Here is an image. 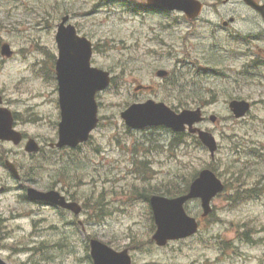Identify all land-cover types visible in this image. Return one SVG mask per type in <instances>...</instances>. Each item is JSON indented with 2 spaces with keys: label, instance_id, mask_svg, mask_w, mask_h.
<instances>
[{
  "label": "rangeland",
  "instance_id": "rangeland-1",
  "mask_svg": "<svg viewBox=\"0 0 264 264\" xmlns=\"http://www.w3.org/2000/svg\"><path fill=\"white\" fill-rule=\"evenodd\" d=\"M205 2L202 19L190 25L177 13L156 17L135 15L119 4L104 8L92 0H0V37H5L14 51L9 61L0 55V85L5 86L6 98L12 102L8 105L19 113L20 123H27L23 129L28 133L48 141L59 121L55 34L63 12H70L81 32L98 45L94 65L114 72L115 78L111 88L98 96L101 121L94 133V149L83 147L80 152L90 171L89 180L94 183L92 186L81 183L79 192L87 195L96 189L88 204L90 212L82 220L92 221L96 214L100 219L96 223L86 222L87 229L71 230L63 228L52 212H36L32 208L31 215L6 223L10 238H5V233L0 236L3 246L0 254L9 258L11 264L25 263L30 257L27 250L37 244L38 248H61L50 253L56 257V264H91L87 260V236L121 250L140 247L132 249L134 264H264V236L253 232L241 236L247 232L245 225L249 230L254 226L264 231V193L258 187L264 186V68L262 78H255L252 86L246 83L241 73L254 56L244 54L247 47L235 42L231 37L234 33L222 31L220 26L223 20L234 16L237 18L234 31L264 34L260 30L264 27L240 0L227 5L222 0ZM37 47L50 52L48 58L36 51ZM253 50L264 58V37L255 43ZM191 56L199 58V68L214 62L215 70L225 77H208L202 79L203 83L194 80L202 75L190 68ZM183 61L184 68L179 63ZM160 69L171 71L172 76L177 72L173 85H161V80L156 79L155 73ZM140 85L152 89L136 92ZM198 95L211 99L206 113L218 118V124L206 126L219 145L214 161L190 135L173 147H170L172 133H157L149 143L140 132L127 130L120 117L134 103L166 100L174 106L178 100H189L193 105L191 100ZM230 98L251 101L256 106L246 119L235 120L226 103ZM34 115L39 121L32 123ZM237 148L239 155L235 154ZM12 155L15 160L21 158L16 152ZM239 158L241 174L236 173ZM211 163L228 186L242 184L235 193L241 202L235 203L230 199L233 193L226 191L213 202V219H201L200 205H189L188 210L201 220L199 234L165 248L157 247L151 241L153 233L149 204L142 197L144 190L151 195L184 185L188 176ZM254 187L258 188L253 194L260 197L247 202L246 190ZM100 200L102 203L98 204ZM23 208L15 192H4L0 197L2 219ZM24 217L42 220L43 231H37V236L31 238L32 218ZM57 224L60 230H49Z\"/></svg>",
  "mask_w": 264,
  "mask_h": 264
},
{
  "label": "water",
  "instance_id": "water-1",
  "mask_svg": "<svg viewBox=\"0 0 264 264\" xmlns=\"http://www.w3.org/2000/svg\"><path fill=\"white\" fill-rule=\"evenodd\" d=\"M249 5L264 15V6H259L253 0H245ZM160 3L164 7L171 9L186 10L188 6L187 0H161ZM69 31L60 29L57 40L59 42L60 59L57 63L58 81L61 93V104L64 112V123L61 125V143L77 140L83 136V125L77 124L78 120L85 114L89 108L85 105V99H94L98 91L104 90L110 80L109 75L97 69H91V46L85 39L76 36L75 30ZM147 105L134 106L123 114L130 126L133 122L129 119L130 113L133 111V120L136 124H142L146 121L156 122L162 119L167 121L169 126L180 127L185 122L189 123L198 121V112H183L177 116L165 109L163 106ZM235 113L240 117L248 108L244 104H232ZM95 111V105L93 107ZM2 120H11L10 113L2 110L0 112ZM166 119V120H165ZM156 124V123H152ZM201 138L207 145H211L212 140L207 135H201ZM33 149L32 146L29 147ZM28 148V149H29ZM223 190L221 182L213 173L203 172L200 178L193 184L191 192L188 196L176 200H167L161 197H154L151 200L152 207L155 212V218L158 225V232L154 237L159 245H165L169 240L181 239L191 236L197 231L195 221L190 219L183 209V204L192 198H202L206 215L210 212L209 203L211 199ZM92 254L95 264H130V260L126 254H116L105 245L93 241ZM0 264H4L0 261Z\"/></svg>",
  "mask_w": 264,
  "mask_h": 264
},
{
  "label": "flooded vegetation",
  "instance_id": "flooded-vegetation-1",
  "mask_svg": "<svg viewBox=\"0 0 264 264\" xmlns=\"http://www.w3.org/2000/svg\"><path fill=\"white\" fill-rule=\"evenodd\" d=\"M134 1H135V0H134ZM201 1H202V3L205 5L204 0H201ZM140 2H142V5L146 6V5H145V0H140ZM141 9H144V7H142Z\"/></svg>",
  "mask_w": 264,
  "mask_h": 264
},
{
  "label": "trees",
  "instance_id": "trees-1",
  "mask_svg": "<svg viewBox=\"0 0 264 264\" xmlns=\"http://www.w3.org/2000/svg\"><path fill=\"white\" fill-rule=\"evenodd\" d=\"M187 189V188H186Z\"/></svg>",
  "mask_w": 264,
  "mask_h": 264
}]
</instances>
